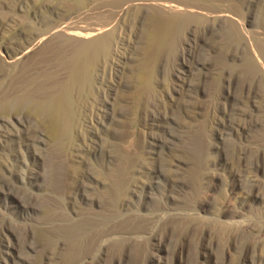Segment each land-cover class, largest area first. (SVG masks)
<instances>
[{"label": "rangeland", "instance_id": "1", "mask_svg": "<svg viewBox=\"0 0 264 264\" xmlns=\"http://www.w3.org/2000/svg\"><path fill=\"white\" fill-rule=\"evenodd\" d=\"M118 1L0 0V264H68L56 229L84 217L105 219L76 264H264V0ZM155 3L181 22L145 72ZM97 29L113 49L60 150L6 100L59 70L53 34Z\"/></svg>", "mask_w": 264, "mask_h": 264}, {"label": "bare ground", "instance_id": "2", "mask_svg": "<svg viewBox=\"0 0 264 264\" xmlns=\"http://www.w3.org/2000/svg\"><path fill=\"white\" fill-rule=\"evenodd\" d=\"M140 1L122 0L115 4L136 6ZM153 6L155 9L151 16L153 27L146 34L144 47L145 72H151L153 62L156 61L163 51L171 47V38L175 28L181 22L179 19L161 16L156 9L167 10L156 3ZM224 7L222 6V9ZM168 11L172 13L170 10ZM63 30L70 31L71 27L66 28L65 26ZM92 33H97V35L84 39H80V36L65 38L62 35L58 34L55 36L53 34L56 37L55 39L59 38L57 39L58 41L56 40L59 44L52 54L53 62H55V66L59 70L44 76L42 79L32 80L25 85L24 93H18L13 98L6 100V105L9 107L33 106L38 112L43 113L48 120L51 132L56 138L58 149L60 150L64 147L63 144L59 145V142L68 140L69 131L75 124L76 108H78L77 98L85 95L90 90L94 81L96 67L103 59L110 56L113 49L114 30L111 29L107 33L101 34L100 29H97L83 32L82 35L90 36ZM260 34L264 37V30ZM44 40L46 39L44 38ZM21 55V58L25 57L26 53ZM258 55L262 60V68L264 69V52L260 51ZM250 68L254 72L260 71L258 66L253 63H251ZM60 71L68 75L65 81L59 79ZM139 79V86L142 89L147 90L151 87V80L148 76L140 74ZM118 193L119 191L116 189L107 191L108 197L112 200ZM104 219L105 217H84L78 220L64 219L59 223L56 232L64 235L70 243L69 253L67 254L68 264L77 263L80 259V253L86 249L89 239L93 237L98 224L104 223Z\"/></svg>", "mask_w": 264, "mask_h": 264}]
</instances>
